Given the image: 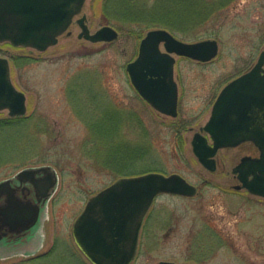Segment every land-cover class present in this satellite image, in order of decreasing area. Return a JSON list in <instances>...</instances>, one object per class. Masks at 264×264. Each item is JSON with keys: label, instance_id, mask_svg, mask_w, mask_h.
I'll list each match as a JSON object with an SVG mask.
<instances>
[{"label": "rangeland", "instance_id": "rangeland-1", "mask_svg": "<svg viewBox=\"0 0 264 264\" xmlns=\"http://www.w3.org/2000/svg\"><path fill=\"white\" fill-rule=\"evenodd\" d=\"M101 1L85 0L57 43L43 51L0 42L11 80L26 95L24 117L8 124V110H0V179L47 163L59 177L45 225L46 246L55 244L54 251L40 261L18 256L0 259V264L87 263L72 240L74 218L92 195L121 174L146 170L177 173L201 190L191 197H156L131 264H264V201L225 192L231 177L221 169L205 171L189 144V126L198 128L203 104L212 103L223 85L264 50V0H233L189 32V38L173 33L184 41L216 39L219 47L206 62L174 56L180 103L176 118L152 108L131 83L126 64L137 56L141 37L134 30L139 25L114 26L119 35L110 42L78 37L77 19L83 14L91 32L106 24ZM121 140L130 165L118 173L109 158ZM215 232L226 244L237 233V257L216 251ZM62 249L75 251L81 262L58 253Z\"/></svg>", "mask_w": 264, "mask_h": 264}, {"label": "water", "instance_id": "water-1", "mask_svg": "<svg viewBox=\"0 0 264 264\" xmlns=\"http://www.w3.org/2000/svg\"><path fill=\"white\" fill-rule=\"evenodd\" d=\"M84 2L85 0H0V42L9 41L13 45L43 51L57 43L58 36L69 27L73 17L81 12ZM77 23L81 29L78 37L92 42L113 41L119 35L118 29L109 24L91 32L85 14L77 19ZM218 49L216 39L184 41L166 28H152L141 38L138 54L127 63L126 70L133 86L149 104L174 116L178 102L174 54L209 61L217 55ZM263 56L264 52L250 71L229 81L214 101L213 117L206 125L213 137V149L245 140L235 135L236 132L221 136L220 134H224L219 128L221 124L215 123V119L225 103H256L263 100V97L256 96L264 93V79H259ZM3 109H7L11 116L24 115L26 96L11 80L8 59L0 56V110ZM212 127L220 134L216 135ZM249 138L264 150L263 139ZM194 151L203 160L196 144ZM39 169L52 171L48 188L53 192L57 177L50 166L22 169L18 175ZM244 184L253 190L250 183L244 181ZM160 192L193 195L195 187L177 173L166 175L147 172L121 177L92 195L76 225L78 242L84 254L94 264H128L135 253L141 223ZM158 264L176 263L163 260Z\"/></svg>", "mask_w": 264, "mask_h": 264}, {"label": "flooded vegetation", "instance_id": "flooded-vegetation-1", "mask_svg": "<svg viewBox=\"0 0 264 264\" xmlns=\"http://www.w3.org/2000/svg\"><path fill=\"white\" fill-rule=\"evenodd\" d=\"M263 52L264 50L259 53V56L253 65L232 79L250 71ZM262 78L264 79V63L262 64V69L259 72V79ZM174 80L176 81L175 76ZM176 84L178 88L177 81ZM222 88L215 95L212 103L203 104L201 110L203 111V116H200L201 119L198 121V128L195 129L193 126H189V130H193L189 139L191 150L205 171L215 172L218 169H221L226 177H231L233 182L225 188V192L232 196L242 195L244 197H250L264 201V150L262 151V149L249 138L253 137L258 140L263 139L264 141V93L256 95L259 98L263 97L261 102L225 103V105L219 109L220 115L217 116V119H215V123L221 124L219 128L221 133L224 134H220V132L216 133L215 127H212L214 133L216 135L220 134L221 136H225L230 134L233 135L236 132L235 135L237 134V136L245 138V140H242L235 145L220 146L216 149H213V137L209 129L206 128V125H208L211 118L213 117V110L215 106L214 101ZM179 109L180 103H176L177 113L174 116L157 109L155 110L166 116L176 118L179 115ZM9 117L20 119L21 117H24V115H9ZM194 144H196L199 148V151H201L203 160H200L196 155L194 151ZM222 152H224V155L221 158L220 154H222ZM41 166H28L27 168L36 169L40 168ZM19 171L0 179V183H2L0 186V259L22 256L29 261H40L47 258V255L50 252H53L55 247V244H51L49 248L46 246L45 225L46 220L48 219V204L53 201L54 194L59 183V177L56 169H54V171H56L57 181L53 192H50L51 188H48V180L50 176H52L51 170L39 169L18 175ZM244 181L250 183L253 187V190L246 187ZM203 183L207 184L208 180L203 179ZM192 185L195 187V193L193 194L195 195L201 190V185ZM159 194H174L184 197L193 196L167 192H160ZM148 211L145 214L138 231L134 256L128 264H131L136 260L140 247L143 243V228L146 225L148 218L147 215L149 213ZM81 213L82 211L77 214L72 222V240L77 248V251L79 250L87 260V263L83 262L82 264H94L84 254L78 242V227L76 228V225L78 224ZM154 219L162 220L159 217ZM108 239L110 240L109 237ZM227 240L229 243H224L223 237L219 234L216 235L215 232L214 246L216 251L221 252L223 250H227L231 253L230 256L234 254V256L237 257V233L231 234L230 238ZM71 250L70 253L69 250L62 249L58 253L69 257L71 260L75 261L76 258L79 260L77 253ZM236 259L237 258H235V260ZM168 261L179 264L173 260Z\"/></svg>", "mask_w": 264, "mask_h": 264}, {"label": "trees", "instance_id": "trees-1", "mask_svg": "<svg viewBox=\"0 0 264 264\" xmlns=\"http://www.w3.org/2000/svg\"><path fill=\"white\" fill-rule=\"evenodd\" d=\"M233 0H102L101 18L106 24L121 28L123 24H137L134 34L142 37L144 31L163 27L183 38L188 33L209 20L216 11ZM18 118H10L8 124ZM6 124V123H5ZM2 123V125H5ZM113 129V127H112ZM122 140L115 141L118 151L109 158L115 171L121 173L130 165L127 154L121 152ZM50 164V163H47ZM152 170H146L149 172ZM116 172V174H118ZM138 174V173H137ZM127 174H121V176Z\"/></svg>", "mask_w": 264, "mask_h": 264}]
</instances>
